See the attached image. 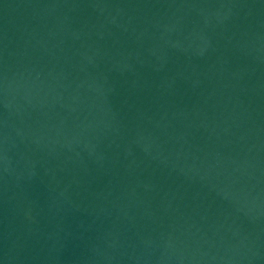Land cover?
I'll list each match as a JSON object with an SVG mask.
<instances>
[{
    "label": "water",
    "instance_id": "1",
    "mask_svg": "<svg viewBox=\"0 0 264 264\" xmlns=\"http://www.w3.org/2000/svg\"><path fill=\"white\" fill-rule=\"evenodd\" d=\"M0 264H264V0H0Z\"/></svg>",
    "mask_w": 264,
    "mask_h": 264
}]
</instances>
